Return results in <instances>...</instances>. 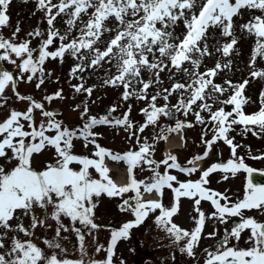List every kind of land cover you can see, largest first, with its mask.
Masks as SVG:
<instances>
[{"label": "rangeland", "instance_id": "obj_1", "mask_svg": "<svg viewBox=\"0 0 264 264\" xmlns=\"http://www.w3.org/2000/svg\"><path fill=\"white\" fill-rule=\"evenodd\" d=\"M6 7L7 16L0 7L2 66L13 73L21 97L31 96L45 110H56L53 119L61 122V128L74 130L64 137L68 146L62 165L39 172L40 160L54 153L49 148L42 157L34 154L30 158L35 171L28 169L25 156V167L0 175V210L12 207L11 224L22 221L28 228L32 213L40 218L39 196L45 188L46 202L55 200L56 192L78 195L83 190L78 183L81 173L89 181H97V171L101 175L107 171L112 179L113 174L103 166L104 158H111L120 168L123 161L117 160L119 156L133 160L128 185L132 187L137 180L150 178L151 170L159 167L162 172L166 138L179 125L187 129L183 131L186 144L174 151L172 163L189 164L193 155L206 147L202 137L208 140L228 128V138H234L239 146L236 155L253 169L251 173L238 170L235 176L216 170L209 173L205 187L221 193L227 189L225 194L235 201L242 198L249 180L264 184V157L255 158L264 153V127L256 123L264 121V0H10ZM52 93L57 96L44 100ZM4 96L8 99L0 104V122L10 109L25 111L30 103L17 99L12 83ZM32 117L37 127L42 119L47 120L40 109L33 108ZM20 121L24 130L30 131L27 121L22 117ZM215 144L200 170L170 172L181 181L197 179L212 163L231 158L223 140ZM222 175L228 178L221 180ZM144 183L150 186L149 179ZM124 195L134 193L130 190ZM160 195L161 202L170 206L171 190L165 188ZM194 199L178 197L176 201L179 206L172 220L186 230L194 226L197 215ZM66 200L64 196L60 203ZM119 200L104 196L94 209L95 222L106 227L96 232L97 243L104 246L99 252L92 236L85 233L86 250L93 258H106L110 228L134 218L131 212L117 209ZM202 202L205 224L194 249L199 264L206 256L203 250H214L216 240L224 230H230V222H217V236H208L213 231L208 213L214 210ZM244 211L264 222V215L257 210ZM62 219L69 223L68 218ZM48 223L51 228L36 225L29 228L28 235L8 231L0 253L6 260L12 258L7 252L14 236L20 241L32 239L42 251L50 252L40 239L54 236L55 222ZM247 234L245 230L243 235ZM61 235H68L71 243L61 241L67 253L57 249L58 256L79 258L74 234L62 231ZM241 246H245L243 241ZM113 251L114 264L120 259L125 264H193V259L181 254L155 226L152 213L130 229L127 238L118 239Z\"/></svg>", "mask_w": 264, "mask_h": 264}, {"label": "snow or ice", "instance_id": "obj_2", "mask_svg": "<svg viewBox=\"0 0 264 264\" xmlns=\"http://www.w3.org/2000/svg\"><path fill=\"white\" fill-rule=\"evenodd\" d=\"M6 4H10V0H0V7L3 8L5 16H7ZM5 25H7L5 23ZM3 25V26H5ZM35 71V69H33ZM31 79V77H29ZM42 82V81H41ZM40 83L36 87L39 88ZM6 84L0 83V104L8 99L4 96ZM15 92V85H13ZM57 96V93L46 95L44 100H51ZM17 99H26L30 101L25 111H17L10 109V114L0 122V175H6L16 167H25V156H27V167L29 170L35 171L32 168L31 159L34 154H40L42 157L43 151L49 148L54 149L52 156L40 160L39 172L47 170L53 165H62V154L64 148L68 146V142L64 137L69 136V130L61 128V122L53 119L54 113L44 109L41 102L36 101L33 97H21L17 94ZM33 108L41 110V116L47 117L46 122L42 119L39 126H34L32 112ZM27 121V127L30 131L24 130V125L20 118ZM258 125L264 127V121H256ZM49 131H54L53 135L46 134ZM228 128L221 129L217 135H214L208 140H203L205 145L203 152L204 156L209 155L208 149L211 148L214 142L223 140V142L231 150V158L226 163H212L209 167L200 172L197 179L179 180L177 175L170 172L171 169H177L181 173H193L197 169L195 166L181 165L176 162L172 163L175 157L164 161V169L161 172L159 167L152 171L150 178H142L137 181V186H123L116 184L107 174V171L101 175L97 181H89L88 177L81 173V180L78 183L83 185V190L73 197L71 193L56 192V199L49 198L46 202L43 199L47 189H43L40 193V204L42 215L37 219L36 214L32 213L31 223L28 228H25L22 221L13 225L12 207L0 210V229H4L0 233V247H3V239L7 238L8 231L13 229L22 231L25 235L29 234V228H34L39 225L47 230L52 225L49 220L55 222V234L51 238L41 237L43 244L47 246L50 252L45 253L42 248L37 245L32 239L20 241L15 236L11 240L10 248L7 252L12 258L6 260L5 254L0 253V264H114V245L121 237L127 238L129 230L134 226L140 225L150 213L153 214L154 224L157 228L163 230L169 238V243L178 248L181 254L193 259V264H199V257L195 252V246L201 237V230L205 224V212L201 210V201H210L214 211L208 213V217L212 219L213 231L207 233L210 237H216L215 231L217 222L224 225L230 222V230H225L223 235L216 240L214 250L204 249L206 256L203 258L202 264H243L247 260L249 264H264V222L258 221L253 215L246 214L244 210H257L259 215H264V184H254L249 180L244 185L242 198L235 201L229 199L228 195L219 191L212 190L205 185L208 183L206 179L209 173L219 170L222 173H231L233 176L238 170H244L251 173L253 169L249 167L242 157L236 155L237 148L234 138H228ZM247 131V129H246ZM253 135H256L253 132ZM27 138V139H26ZM248 149L247 154L252 156V150L248 145L244 146ZM54 157V158H52ZM264 157V153H259V157ZM199 156L193 157V160H199ZM159 165V162H154ZM94 167V165H89ZM227 175H222L221 180H226ZM145 179H149L150 186H146ZM92 187H89V184ZM175 184V186H174ZM141 186L145 192L155 190L156 194H161L162 190H171L172 203L170 206H165L159 198L142 199ZM131 190L134 195L125 196ZM55 191V190H54ZM67 196V200L61 204L62 197ZM104 196L108 198L119 197V203L116 204L117 209L121 213L131 212L133 219L124 221L118 228H110V239L104 249L106 258L96 259L88 253L85 242V233L92 236V244L95 245L96 252H99L104 246L97 243L96 232L99 229L105 228V225L95 222L96 217L94 209ZM189 197L194 199V211L197 215L193 217L194 226L190 230H186L173 222V214L177 211L176 198ZM223 200V203H221ZM28 201L25 200V204ZM51 205V210H49ZM22 206V205H17ZM158 210V213L156 212ZM62 217L69 220L68 224L63 222ZM79 224V227L77 226ZM245 230H248L246 237L243 235ZM74 234L78 244L79 258H68L65 254L67 249L61 244V241L71 243L68 235H61V232ZM184 241V243H180ZM233 241H235L233 243ZM241 241L245 246H241ZM60 254L58 256L57 251ZM115 264H125L120 259Z\"/></svg>", "mask_w": 264, "mask_h": 264}, {"label": "bare ground", "instance_id": "obj_3", "mask_svg": "<svg viewBox=\"0 0 264 264\" xmlns=\"http://www.w3.org/2000/svg\"><path fill=\"white\" fill-rule=\"evenodd\" d=\"M0 83H3V84H6V87L4 89V93L9 90L11 88V81H10V75L5 73L4 71L1 70L0 68ZM180 134L177 133L175 136L173 137H170L167 142H166V148L165 149H172V148H175V147H180V141L178 139V136ZM125 174V171L123 170H120L119 171V176L117 178V180L120 182V183H123L125 182V177H123V175Z\"/></svg>", "mask_w": 264, "mask_h": 264}]
</instances>
